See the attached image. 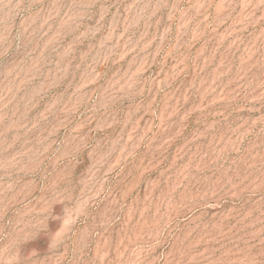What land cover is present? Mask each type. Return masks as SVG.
Wrapping results in <instances>:
<instances>
[{
	"label": "rangeland",
	"instance_id": "obj_1",
	"mask_svg": "<svg viewBox=\"0 0 264 264\" xmlns=\"http://www.w3.org/2000/svg\"><path fill=\"white\" fill-rule=\"evenodd\" d=\"M0 264H264V0H0Z\"/></svg>",
	"mask_w": 264,
	"mask_h": 264
}]
</instances>
